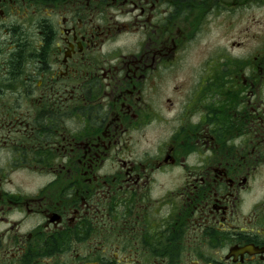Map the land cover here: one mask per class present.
I'll return each instance as SVG.
<instances>
[{"label":"flooded vegetation","instance_id":"obj_1","mask_svg":"<svg viewBox=\"0 0 264 264\" xmlns=\"http://www.w3.org/2000/svg\"><path fill=\"white\" fill-rule=\"evenodd\" d=\"M261 6L0 0V264H264Z\"/></svg>","mask_w":264,"mask_h":264},{"label":"rangeland","instance_id":"obj_2","mask_svg":"<svg viewBox=\"0 0 264 264\" xmlns=\"http://www.w3.org/2000/svg\"><path fill=\"white\" fill-rule=\"evenodd\" d=\"M255 17L258 19V24L259 26H254V28H256V31H258L259 33L264 31V6L259 7L258 10H256L255 12ZM246 17L243 16L242 19V26L245 27L246 26ZM218 31H214L211 34V38L212 39H218Z\"/></svg>","mask_w":264,"mask_h":264}]
</instances>
